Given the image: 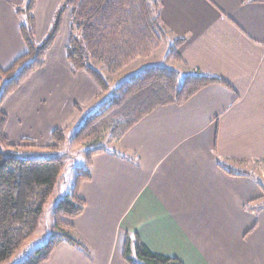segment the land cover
I'll use <instances>...</instances> for the list:
<instances>
[{
	"label": "crops",
	"instance_id": "crops-1",
	"mask_svg": "<svg viewBox=\"0 0 264 264\" xmlns=\"http://www.w3.org/2000/svg\"><path fill=\"white\" fill-rule=\"evenodd\" d=\"M26 1L0 0L2 67L26 52L17 12ZM63 1L36 0L38 42ZM160 16L171 35L185 38L174 68L229 85L156 107L114 148L94 154L92 177L79 187L84 211L69 220L89 251L62 242L45 264H130L128 236L184 264H264L263 183L246 171L247 162L264 160V1L163 0ZM70 21L67 9L44 66L3 100L12 144H49L80 103L102 92L85 70L71 68Z\"/></svg>",
	"mask_w": 264,
	"mask_h": 264
},
{
	"label": "trees",
	"instance_id": "trees-1",
	"mask_svg": "<svg viewBox=\"0 0 264 264\" xmlns=\"http://www.w3.org/2000/svg\"><path fill=\"white\" fill-rule=\"evenodd\" d=\"M162 2L64 0L41 42L36 40V0H27L24 7L17 9L22 16L20 31L27 49L10 66L0 65V264L8 260L39 228L45 203L55 189L60 196L53 208V230L42 245L25 251L27 253L18 264H45L62 242L88 252V247L69 220L84 211L86 202L79 193V187L92 177L90 165L93 155L110 149L101 142L104 135L108 133L110 139L118 142L156 107L182 104L212 83L229 85L221 77L198 70L182 75L176 68L164 65H148L132 74L70 136L71 146H85L87 160L83 166H74L75 181L67 192L64 191L68 182L64 164L67 154L32 158L4 151L5 147L27 144L15 145L9 141L5 133L8 116L2 108L3 100L34 71L44 66L47 53L60 33L67 9L71 11L70 37L66 46L68 60L74 71L84 69L88 72L103 92L110 85L93 64L102 62L110 72L115 73L133 61L149 57L167 40L170 45L166 59L182 60L178 49L185 38L171 35L163 24L160 16ZM51 137L52 141L44 148L55 151L66 139L65 129L55 128ZM123 255L130 264H184L177 257L151 251L138 236L127 237Z\"/></svg>",
	"mask_w": 264,
	"mask_h": 264
},
{
	"label": "rangeland",
	"instance_id": "rangeland-1",
	"mask_svg": "<svg viewBox=\"0 0 264 264\" xmlns=\"http://www.w3.org/2000/svg\"><path fill=\"white\" fill-rule=\"evenodd\" d=\"M169 45H170L169 40L164 41L162 45L157 50H155V52H153L149 57L141 58L136 61H133L130 64L126 65L122 70L115 73L110 72L102 62H99L98 64H93L97 69L100 70L103 76L107 79L110 86L108 89H106V91H103L100 94H98L92 104L85 106L80 103L79 107H81L80 110L81 112H79L78 117L75 120H73L66 128H64L66 133V139L64 142H62L59 148L54 151L44 148L45 145L33 146L29 144L27 146L23 145L17 147H10L9 150L11 151V153L21 157H32V158L47 157V156H52L54 154H67L66 158L64 159V164L67 167L68 182L64 187V191L65 192L69 191V189L73 186V183L75 181L76 172L74 166L75 165L83 166L85 165L87 160L86 158L87 151L85 150V146H79V147L71 146L70 136L72 135V133L79 125H81L84 122L85 118L89 114L96 112L99 109L102 102L107 100L114 93L115 88L123 80L127 79L132 74L139 72L143 67L148 65H164L173 68L178 67V63L174 59L172 58L166 59V55L169 50ZM80 70H84V69H80ZM74 72H76V70ZM1 91H2V87L0 86V94ZM51 141H52V137H51ZM101 142L103 144L105 143L108 148L112 149L116 146L117 141L115 139L113 140L110 139L109 134L106 133L104 135L103 140H101ZM247 165L248 167L246 168V171H250L253 174H256L257 179H261L264 190V160L250 161L247 162ZM240 170H244V169H240ZM59 196H60L59 191L55 189V191L49 196V198L45 203V207H44L45 212L40 222L39 228L28 239V241H26V243L21 245L18 248V250L8 260H6L1 264H18L19 261L27 253L25 251L27 250L29 251L31 248L33 249L37 246L42 245L48 239L50 231L53 230V224L55 219V215L53 211L54 204L59 198Z\"/></svg>",
	"mask_w": 264,
	"mask_h": 264
}]
</instances>
